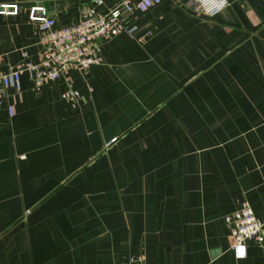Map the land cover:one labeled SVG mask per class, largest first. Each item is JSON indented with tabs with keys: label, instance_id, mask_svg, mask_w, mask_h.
<instances>
[{
	"label": "crops",
	"instance_id": "crops-1",
	"mask_svg": "<svg viewBox=\"0 0 264 264\" xmlns=\"http://www.w3.org/2000/svg\"><path fill=\"white\" fill-rule=\"evenodd\" d=\"M94 1L0 0V69L40 59L33 6L64 26ZM126 18L134 36L103 40L102 64L71 73L76 106L60 81L38 89L27 73L6 90L0 264L141 252L146 264H264L254 241L236 257L225 221L243 201L264 219V0H229L215 17L162 0Z\"/></svg>",
	"mask_w": 264,
	"mask_h": 264
},
{
	"label": "built area",
	"instance_id": "built-area-1",
	"mask_svg": "<svg viewBox=\"0 0 264 264\" xmlns=\"http://www.w3.org/2000/svg\"><path fill=\"white\" fill-rule=\"evenodd\" d=\"M161 1L114 0L111 6L103 9L101 7L105 6V0H95L92 5L81 9L78 21L64 26H58L56 18L50 15L45 5L33 6L29 16L32 21L40 24V59L33 61L24 58L10 65L6 71L0 69V111L5 102L6 90L10 87L21 90L24 73L29 75L38 89L49 82L60 81L63 85L62 99L73 106L79 104L83 96L74 86L71 73H87L92 67L102 64V41L121 33L134 36L139 27L135 22L128 21L126 16L144 13ZM193 1L199 11L208 17L217 16L229 5V0ZM4 12L7 11L0 9V13ZM12 12H16V9ZM7 113L9 116L15 114L13 106L7 107ZM225 221L230 229L232 248L237 258L246 256L248 241H254L264 248V219L256 216L248 201H243L237 209L226 214ZM112 264H146V254L141 252Z\"/></svg>",
	"mask_w": 264,
	"mask_h": 264
},
{
	"label": "snow or ice",
	"instance_id": "snow-or-ice-1",
	"mask_svg": "<svg viewBox=\"0 0 264 264\" xmlns=\"http://www.w3.org/2000/svg\"><path fill=\"white\" fill-rule=\"evenodd\" d=\"M243 253V250L241 249V254Z\"/></svg>",
	"mask_w": 264,
	"mask_h": 264
}]
</instances>
